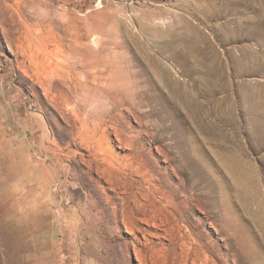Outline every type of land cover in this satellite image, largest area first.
Here are the masks:
<instances>
[{"label": "rangeland", "instance_id": "obj_1", "mask_svg": "<svg viewBox=\"0 0 264 264\" xmlns=\"http://www.w3.org/2000/svg\"><path fill=\"white\" fill-rule=\"evenodd\" d=\"M48 54L98 83L48 93ZM65 94L88 121L132 103L107 142L123 166L137 136L160 185L185 181L183 216L153 227L122 202L138 174L97 176ZM205 260L264 264V0H0V264Z\"/></svg>", "mask_w": 264, "mask_h": 264}, {"label": "bare ground", "instance_id": "obj_2", "mask_svg": "<svg viewBox=\"0 0 264 264\" xmlns=\"http://www.w3.org/2000/svg\"><path fill=\"white\" fill-rule=\"evenodd\" d=\"M46 44H44L42 46L45 47ZM36 50L43 51V48H39V49L36 48ZM40 51H37V53ZM44 51H43V54L45 56L48 53L47 52L48 50H46V52H47V53L45 52L46 54L44 53ZM52 52H54V51H52ZM53 54H50L53 57L52 56L50 57V55L48 54L49 55L48 58L45 59L46 64L44 65L45 67L43 68L44 74H43L42 80H39V81H41V85H43V87L45 88V90L48 93L53 92L52 91V83L55 81L59 82V84H61L65 88V91L67 92V94L77 92L78 90L84 91V90H88V89L90 90L91 88L94 89V87L90 86V85H94L95 83H98V81H97L98 74H93L92 77H89L88 73L84 69H82L83 71H81V72H80V70L76 71L75 62L66 61L63 59L60 60V59H58L60 57L57 56V58H55L56 56H54ZM39 55H40V53H39ZM41 57H43V55ZM43 59L44 58H42V60ZM35 69H39V68L36 67ZM35 74H36V72H35ZM111 95H108V97L110 98L109 99L110 100L109 101L110 102L109 103V105H110L109 110L106 111L107 113H105V114L101 113L99 117H97V118L95 117V119H94L95 121H88L86 118L81 117L79 110H78L76 105H73L70 107V103H69V99H67V95H66V98H63L62 97L63 95L62 96L60 95L63 99H61L60 97L57 98V96L54 95L52 97V99L55 102L57 100H61V102H63L65 104V106L69 108V111H70L69 114L72 115L74 123L79 125V127L77 128L78 129L77 139L80 142L79 145H81V144L84 145L88 149V151L91 153L90 154L91 155L90 161L93 164V166L95 165L94 168L96 170L97 176H100L99 178L105 180V183H106V180H108L109 178L110 179L114 178L113 177L114 175H112V174L115 172H116V174L121 176V175H126L125 173H121V171H124V169L128 170V171L130 169L135 170L136 173L138 174L137 176L139 177V180L134 179L129 184H123L122 188H123L124 192L123 193L121 192V193L124 194L125 197L121 198L122 202L125 203V202H127L128 199H132L134 202L139 200V204H138L139 208H135L136 212L139 214L145 212L143 214H145V216L150 217V220H152V226L153 227L155 226L156 221H158L160 223V226H163V228L166 226H169V225L171 226L172 222L177 221L178 215L183 216L184 210L188 209V207H186L187 205L185 206V204H186L185 200L180 199L181 201H179L178 200L179 198L177 197V195H179L177 193L179 192V190L182 187H184L185 184L183 182H185V181H183L181 183V185L176 187V189H171L169 187H165V186L160 185L161 182L165 180V179H163L162 175L159 173L156 174L152 170V168H149L146 165L145 160L143 158L139 159L142 156L139 155L140 151L139 150H138L139 152L137 151V149H136L137 147L134 144L137 136L134 137V136L128 135L129 137L127 138V142L130 146V150H129L130 154L128 156L126 155L125 162H124L123 166L120 162H118L117 157L113 154L112 148L110 147V145L107 142L106 131H107L108 125L113 126L117 130V128L120 126L119 122H118V118L123 117V116L121 117L122 114L120 113L121 112L120 107H123L124 104L128 103V105H130L128 107V110H129L130 108H132V106H131L132 103L129 101H126L124 97L120 96V94H114L113 96H111ZM124 110H127V106H126V109H124ZM94 114H95V112H94ZM119 132H120L119 134H122L121 130ZM116 140L119 141L120 145L124 144V140L121 139L120 137H119V140L118 139H116ZM137 160H139L140 163L135 166V164H136L135 162ZM179 167L182 168L181 166H179ZM178 169L179 168H177V169L175 168V170L172 169L175 172L174 174H176V176L180 174ZM170 170H171V168H170ZM169 172L171 173L172 171H169ZM162 173H164V172H162ZM172 174H173V172H172ZM179 177L181 178L182 176H179ZM184 177H185V175H184ZM99 178H98V180H99ZM167 178H169V177H167ZM127 179L129 180V177ZM124 181H126L125 178H124ZM133 184L138 185V187L136 186V191H137L136 194L133 192V189L135 188V187L134 188L132 187ZM179 184H180V181H179ZM116 185L117 184H114L115 187H116ZM170 185H172V184H170ZM117 187H119V185ZM117 187L115 189H118ZM120 187H121V185H120ZM186 189H187V187H186ZM123 190H121V191H123ZM113 191H115V190H113ZM157 194L160 195L159 198L156 196ZM137 195H139V197ZM155 197H157V199H155ZM107 199L112 201L114 199V197H112V198L107 197ZM121 200H120V205H122ZM195 201H197V203H198L199 200L197 198H195ZM122 206H125V204H123ZM200 207H201V209H204V207L202 206L201 203H200ZM131 210H133V209H131ZM145 219H146V217H145ZM159 223H158V225H159ZM156 228H157V226H156ZM173 228H174V225H173ZM176 229H178V228L176 227ZM172 230H174V229H172ZM178 230H180V229H178ZM164 232H165V229H164ZM204 262H205L204 264H207L206 260Z\"/></svg>", "mask_w": 264, "mask_h": 264}]
</instances>
